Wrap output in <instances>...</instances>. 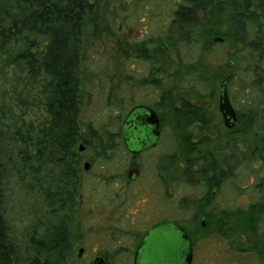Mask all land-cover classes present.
I'll use <instances>...</instances> for the list:
<instances>
[{
  "label": "flooded vegetation",
  "instance_id": "af4514ba",
  "mask_svg": "<svg viewBox=\"0 0 264 264\" xmlns=\"http://www.w3.org/2000/svg\"><path fill=\"white\" fill-rule=\"evenodd\" d=\"M197 23L186 43L190 60L175 59L181 54L179 45L170 43L169 74L156 69L159 60L149 59L143 75L128 76L135 79L137 90L126 91L127 102L133 104L114 133L121 138L128 163L124 183L129 187L141 180L140 188L153 209L172 212L157 216L149 226L180 225L191 239V264L195 243L187 227L193 210L226 209L221 201L228 182L248 191L254 200L264 195V0H205ZM132 55L127 58H139ZM179 119L185 122L179 124ZM83 132L91 136L80 139L77 147L84 172L92 166L85 149L93 147L96 137L93 128L92 133ZM132 169L137 173L129 176ZM242 175L250 178L248 186L236 182ZM108 196L111 205L124 199L121 192ZM180 210L186 222L177 220ZM122 217L130 223L134 220L124 208L118 219ZM148 229L135 237L133 258Z\"/></svg>",
  "mask_w": 264,
  "mask_h": 264
},
{
  "label": "trees",
  "instance_id": "16d2710c",
  "mask_svg": "<svg viewBox=\"0 0 264 264\" xmlns=\"http://www.w3.org/2000/svg\"><path fill=\"white\" fill-rule=\"evenodd\" d=\"M204 2L177 1L165 30L153 41L131 42L139 45L132 47L126 40H118V50L125 58L137 53L143 61L157 59L156 69L167 73L173 61L169 44L180 48L189 43ZM105 3L0 0V56L7 55L30 76L42 78L47 113L31 136L8 125L0 102V264H67L80 163L77 142L84 129L79 119L82 33L86 20L96 26L95 18ZM85 130L92 133L90 125ZM99 147L98 154L105 155L106 147ZM15 188L27 197L30 188L35 189V199L28 206L33 218L22 238L15 234L9 212L12 201L19 197ZM23 208L27 210L26 205ZM167 213L172 215L169 209ZM177 213V220L186 222L181 218L183 211ZM201 219L205 229L215 221L218 233L225 237L224 227L234 229L228 237L236 243L235 250L248 252L255 264H264V195L247 200L237 212L193 210L191 225Z\"/></svg>",
  "mask_w": 264,
  "mask_h": 264
},
{
  "label": "rangeland",
  "instance_id": "374dc122",
  "mask_svg": "<svg viewBox=\"0 0 264 264\" xmlns=\"http://www.w3.org/2000/svg\"><path fill=\"white\" fill-rule=\"evenodd\" d=\"M177 1L106 0L95 18L96 26L92 21L85 22L79 67L82 97L79 119L84 129L88 125L94 129L96 138L93 147L88 145L84 152L87 160L92 161L91 168L83 172V162L78 166L81 171L75 182L67 264H88L96 256L103 257L107 264H134L135 237L139 238L157 216L168 214L167 210L153 209L148 194L140 188L141 180L129 187L124 183L128 163L123 157L121 138L114 133L120 128L127 108L133 104L127 102L126 91L137 90V83L133 82L135 79L128 76L143 75L146 62L137 57L134 60L133 55L123 57L117 41L126 40L129 44L151 38L153 41L165 30ZM179 51L181 54H175V59L190 60L187 46H181ZM41 79L30 76L24 67L11 62L7 55L0 56V102L5 110V121L12 129H20L31 136L47 116ZM177 122L180 124L185 120ZM81 136L82 139H91L88 132H82ZM82 142L79 141L77 147ZM99 144L106 147L103 156L109 158H97L100 156ZM112 173L111 178L109 174ZM236 182L248 186L250 178L242 175ZM233 186L230 182L226 183L221 202L226 209L237 212L254 196ZM34 191L30 188L28 197L17 189L13 191L19 197L12 201L9 212L15 234L20 238L33 218V211L28 206L35 199ZM112 192L124 195L122 203L111 205L108 194ZM123 208L129 218H134L132 223L125 221L124 217L122 221L118 219ZM202 220L187 227L195 243L193 264H255L248 252L235 250L236 243L228 237L233 234L231 228H223L227 234L225 237L218 233L215 221L208 228L201 229Z\"/></svg>",
  "mask_w": 264,
  "mask_h": 264
},
{
  "label": "water",
  "instance_id": "95a60500",
  "mask_svg": "<svg viewBox=\"0 0 264 264\" xmlns=\"http://www.w3.org/2000/svg\"><path fill=\"white\" fill-rule=\"evenodd\" d=\"M150 118H155L149 111ZM157 127L156 118L153 119ZM137 173L136 169L129 171ZM204 224V221L202 222ZM191 239L178 224L161 222L148 229L139 242L134 256V264H191ZM88 264H107L101 256L94 257Z\"/></svg>",
  "mask_w": 264,
  "mask_h": 264
}]
</instances>
